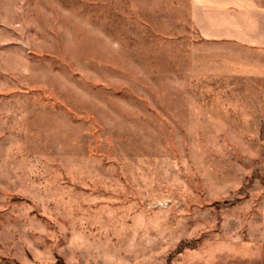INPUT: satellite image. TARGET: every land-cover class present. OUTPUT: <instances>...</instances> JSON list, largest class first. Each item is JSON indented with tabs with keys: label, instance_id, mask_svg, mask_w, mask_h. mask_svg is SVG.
I'll return each instance as SVG.
<instances>
[{
	"label": "rangeland",
	"instance_id": "rangeland-1",
	"mask_svg": "<svg viewBox=\"0 0 264 264\" xmlns=\"http://www.w3.org/2000/svg\"><path fill=\"white\" fill-rule=\"evenodd\" d=\"M163 1L0 0V264H264V70Z\"/></svg>",
	"mask_w": 264,
	"mask_h": 264
},
{
	"label": "crops",
	"instance_id": "crops-1",
	"mask_svg": "<svg viewBox=\"0 0 264 264\" xmlns=\"http://www.w3.org/2000/svg\"><path fill=\"white\" fill-rule=\"evenodd\" d=\"M156 1L157 5L164 2ZM168 1L176 10L173 16H182V22L193 30L200 45L207 47L200 55L214 57L215 62L221 60L220 63L246 64L252 77L261 74L260 70H264V0Z\"/></svg>",
	"mask_w": 264,
	"mask_h": 264
}]
</instances>
